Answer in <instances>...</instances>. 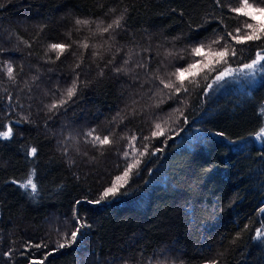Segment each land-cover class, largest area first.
I'll list each match as a JSON object with an SVG mask.
<instances>
[{"label": "trees", "instance_id": "16d2710c", "mask_svg": "<svg viewBox=\"0 0 264 264\" xmlns=\"http://www.w3.org/2000/svg\"><path fill=\"white\" fill-rule=\"evenodd\" d=\"M238 6L0 0V133L11 129L0 136V264H264V39L228 35L252 32ZM219 37L224 57L225 40L189 55ZM179 66L173 95L157 77L179 86L168 75ZM109 187L115 196L88 202ZM74 216L89 227L58 249Z\"/></svg>", "mask_w": 264, "mask_h": 264}, {"label": "snow or ice", "instance_id": "6c2138e0", "mask_svg": "<svg viewBox=\"0 0 264 264\" xmlns=\"http://www.w3.org/2000/svg\"><path fill=\"white\" fill-rule=\"evenodd\" d=\"M217 3H220V0H217ZM231 11L235 12L238 16L247 17L248 20L253 21V22H255L258 25V27H254L253 23L248 22V20H246L244 22V28L245 29H252L251 33L244 32L243 35H239V33H241V31H242L241 28H239V27L234 30V32L236 34L228 33V35L231 36V38L233 40H235V42L237 44L245 43L246 41H256V40L264 39V35H261V34H264V22L257 21V19H256V14L264 16V7H260L257 4L250 3L249 0H241V6H238V7L234 8V9H231ZM121 19H123V17H120V18L114 20L113 23L107 25V27H103L102 29H99L100 33L101 34L108 33L110 30H113L114 27L115 28L121 27V23H120ZM76 24L77 25H80V24L87 25V24H89V21L77 19L76 20ZM221 40H225V38L224 37H219L218 39H214V40H212L211 44H205V43L201 42L200 44H198L197 46H195L194 48H192L190 50L189 55L198 57L204 52L205 48L211 49V45L212 44L220 45V41ZM49 47L51 49H53V50L59 49V50H61V52H63L65 49L71 48V45L70 44H51ZM83 47L86 48V47H88V45L84 44ZM3 51H4V49L0 48V52H3ZM227 52H228V41L225 40L224 44L221 45V50L216 52L215 55L220 56V57H224L227 54ZM169 55H171V53H169ZM232 55H235V49H232ZM57 58H59V57H57ZM178 59L182 60V59H184V57L180 56V57H178ZM261 59H264V57H262ZM109 63H112V61L110 60ZM123 63L124 64H128V60H124ZM255 64H256V61L253 60L251 64H246V65H244V67L248 68V69H252ZM196 66H197V64L195 62H192V63H190L188 65V68H194ZM76 67L78 68L79 64H77ZM137 67L144 68L145 65L143 63H138ZM188 68H185L183 66L175 67V70L168 74L169 75V79L172 76L176 77L177 81H179V86H174L170 82L169 83H165L164 79H162L160 77H157V79H159L160 82L163 83L166 88H169L172 91L173 95H176V94H178L180 92L181 88L183 87V79H184V76H185V72L188 71ZM261 68L264 69V65H261ZM7 71H8L9 77L13 78L12 77L13 69L11 67V64H7ZM115 71L123 72V71H125V69L118 67V68L115 69ZM78 78H79V76L77 74V79ZM183 90L187 91V88H183ZM66 91H67L68 99H71V97L73 95H75V92H76V83H75V81H73L72 86L69 87ZM64 103H67V100L59 101V106H63ZM57 106H58L57 103H53L50 106L49 110L51 111L52 108H56ZM155 127L157 129H159L160 128V124L157 123L155 125ZM10 134H11V129L9 128V130L7 132L0 133V136H3L4 138H8L10 136ZM261 134H264V128H262L260 130V132H258L256 134V138L258 140L261 139ZM88 135L91 136L92 135V131H90L88 133ZM157 135H163V132H159V133L152 132V136H157ZM218 135H223V133H218ZM95 139L97 141H99V143L101 145H108V144L111 143V141L109 140L108 136L103 137V139H101L99 136H96ZM133 139H135V137H133ZM133 147H135V145H133ZM156 151H160V149H156ZM31 152L34 155L36 153V149L33 148L31 150ZM124 155L127 156L128 153H124ZM130 170H131V165L128 168L125 169V171L123 173V176L126 177ZM117 179H121V177H117ZM28 185H31V188H32L33 191L36 190V185L31 180L28 181L27 185H23V187H28ZM116 193H117V189L116 188L109 187V188L104 190V192H103V194H102V196H101V198L99 200L88 201V202L89 203L99 204V203H101L102 200H104L105 197L109 196V194H111L112 196H115ZM79 203H80V201H77V204H79ZM74 219H75L76 224L79 225V227H76V229L71 232L70 237L67 240H65L64 243H59L58 244V249H62V248H65V247H70L71 244L76 242L78 236L83 234L82 233V229L84 227H89V225H87L86 222L82 223L79 220L78 217L74 216ZM65 235H67V234H65ZM39 246L40 245H36V247H39ZM49 254H51V253H49ZM33 264H36V262L34 261ZM40 264H43V262L41 261ZM213 264H216V262H213Z\"/></svg>", "mask_w": 264, "mask_h": 264}, {"label": "rangeland", "instance_id": "374dc122", "mask_svg": "<svg viewBox=\"0 0 264 264\" xmlns=\"http://www.w3.org/2000/svg\"><path fill=\"white\" fill-rule=\"evenodd\" d=\"M257 21L264 22V16L256 14ZM255 27H258V25L255 23ZM222 74V73H221Z\"/></svg>", "mask_w": 264, "mask_h": 264}, {"label": "bare ground", "instance_id": "6f19581e", "mask_svg": "<svg viewBox=\"0 0 264 264\" xmlns=\"http://www.w3.org/2000/svg\"><path fill=\"white\" fill-rule=\"evenodd\" d=\"M219 78H222L223 77V74H219V76H218Z\"/></svg>", "mask_w": 264, "mask_h": 264}]
</instances>
